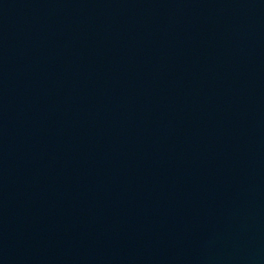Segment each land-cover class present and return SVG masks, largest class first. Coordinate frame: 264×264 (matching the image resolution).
Segmentation results:
<instances>
[{
    "label": "water",
    "instance_id": "1",
    "mask_svg": "<svg viewBox=\"0 0 264 264\" xmlns=\"http://www.w3.org/2000/svg\"><path fill=\"white\" fill-rule=\"evenodd\" d=\"M0 264H264V0H0Z\"/></svg>",
    "mask_w": 264,
    "mask_h": 264
}]
</instances>
